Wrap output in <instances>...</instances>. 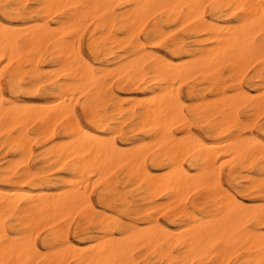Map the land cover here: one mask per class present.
Wrapping results in <instances>:
<instances>
[{"label":"bare ground","instance_id":"obj_1","mask_svg":"<svg viewBox=\"0 0 264 264\" xmlns=\"http://www.w3.org/2000/svg\"><path fill=\"white\" fill-rule=\"evenodd\" d=\"M0 17V264H264V0Z\"/></svg>","mask_w":264,"mask_h":264},{"label":"snow or ice","instance_id":"obj_2","mask_svg":"<svg viewBox=\"0 0 264 264\" xmlns=\"http://www.w3.org/2000/svg\"><path fill=\"white\" fill-rule=\"evenodd\" d=\"M210 22L211 21H209V23ZM0 24H3V26H4L5 29L15 26L13 21L5 20L3 17H0ZM168 48L169 49H172L173 48V45H168ZM157 55L164 56L165 59H169V60L171 59L170 56L166 55L163 52H157ZM0 59H3V57H0ZM14 90H18V89H14ZM81 132L82 133H88V134H98V133L95 132L94 129L89 128L86 124L82 125ZM77 135H79V133H77ZM105 135H107V134L105 133Z\"/></svg>","mask_w":264,"mask_h":264},{"label":"rangeland","instance_id":"obj_3","mask_svg":"<svg viewBox=\"0 0 264 264\" xmlns=\"http://www.w3.org/2000/svg\"><path fill=\"white\" fill-rule=\"evenodd\" d=\"M83 49L86 51V47H83Z\"/></svg>","mask_w":264,"mask_h":264}]
</instances>
